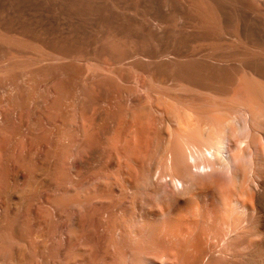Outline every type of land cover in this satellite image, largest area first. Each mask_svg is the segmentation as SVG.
<instances>
[{
  "label": "bare ground",
  "instance_id": "bare-ground-1",
  "mask_svg": "<svg viewBox=\"0 0 264 264\" xmlns=\"http://www.w3.org/2000/svg\"><path fill=\"white\" fill-rule=\"evenodd\" d=\"M0 264H264V0H0Z\"/></svg>",
  "mask_w": 264,
  "mask_h": 264
}]
</instances>
